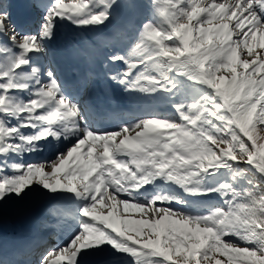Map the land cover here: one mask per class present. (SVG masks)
I'll return each mask as SVG.
<instances>
[{"label":"snow or ice","instance_id":"6c2138e0","mask_svg":"<svg viewBox=\"0 0 264 264\" xmlns=\"http://www.w3.org/2000/svg\"><path fill=\"white\" fill-rule=\"evenodd\" d=\"M25 6L0 0V206L40 197L57 219L0 264H264V0ZM65 28L92 34L71 83ZM92 90L133 107L101 127Z\"/></svg>","mask_w":264,"mask_h":264},{"label":"bare ground","instance_id":"6f19581e","mask_svg":"<svg viewBox=\"0 0 264 264\" xmlns=\"http://www.w3.org/2000/svg\"><path fill=\"white\" fill-rule=\"evenodd\" d=\"M14 1L15 0L11 2L13 5ZM18 1L22 12L26 14H28V12L30 13V15H27L26 18H28L29 16H34V10L31 11L30 8L25 6L28 3V0ZM14 10L15 7L12 8V12H14ZM91 35V33H80L77 39L73 40L72 37L76 36V34L72 33L67 28L62 29L61 36L51 46L54 52L55 60L64 68H68L70 72L75 73L74 71H71V69L78 68L80 66V61L74 56L73 47L75 44L79 43L80 38L88 37ZM88 98L91 102L95 103L98 106V108L95 107V109L102 113H105V110H107L106 108H109L110 110H113L115 108L127 111L133 107L132 102H130L126 96L119 93H117L115 96V104H113L107 97H104L98 90H92ZM158 110L167 111L168 109L161 105L158 106ZM100 123L104 125V127L109 128H114L116 126L115 123L107 117L101 119ZM50 155L51 153L46 150L43 153L28 155L25 157V159H27L29 162L40 161L49 157ZM48 207H51V205L47 201L35 196L31 197L29 201L24 203L9 202L6 205L0 206V245L4 246L5 244L10 242L16 243L23 228H25L27 225L31 226L34 220H36L38 217L51 219V216L46 217L44 215V212ZM31 209L37 211L39 210L40 212L42 211V213L40 214V212H37L36 215L30 216L28 215V211ZM28 216L30 217L28 218ZM50 234V231H44L42 244L51 243L49 238Z\"/></svg>","mask_w":264,"mask_h":264},{"label":"rangeland","instance_id":"374dc122","mask_svg":"<svg viewBox=\"0 0 264 264\" xmlns=\"http://www.w3.org/2000/svg\"><path fill=\"white\" fill-rule=\"evenodd\" d=\"M9 2L11 3L12 0H9ZM39 2H40V1H39ZM54 43H55V42H54ZM54 43H53V44H54ZM36 213H37V210H33V209H31V210L28 211V215H30V216H32V215H36ZM30 216H28V218H29ZM31 233H32V230L27 231V234H26L24 237H31Z\"/></svg>","mask_w":264,"mask_h":264}]
</instances>
